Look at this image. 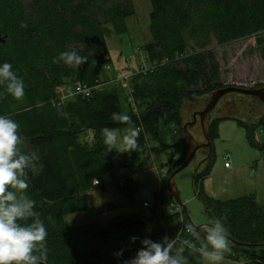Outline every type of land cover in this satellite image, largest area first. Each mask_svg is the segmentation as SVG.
<instances>
[{
  "label": "trees",
  "instance_id": "trees-1",
  "mask_svg": "<svg viewBox=\"0 0 264 264\" xmlns=\"http://www.w3.org/2000/svg\"><path fill=\"white\" fill-rule=\"evenodd\" d=\"M148 1L149 38L133 47L135 53L143 52L146 64L128 73L127 87L105 88L99 85V75L102 65L110 61L106 36L126 31V19L134 13L130 0H0V64L11 63L26 86L22 100L14 99L0 86V115L10 116L20 125L26 141L23 150H36L39 156L34 170L29 171L28 195L36 201L35 210L48 231L47 264H121L134 256L144 238L159 242L164 236H176L191 240L197 247L201 243L189 234L191 223L184 213L178 232L177 214H166L156 201H146V214L124 213L104 223L67 224L63 220L67 214L87 210L86 200L79 195L89 189L92 177L103 173L114 177L115 153L102 141L101 129L129 125L112 121V112L129 114L137 126L143 125L138 137L141 148L148 138H160L163 128L181 125L184 101L222 86L214 46L257 35L255 44L264 66V0ZM22 23L27 27L22 28ZM73 50L88 57L78 69L58 59L61 53ZM66 79L93 87L90 95L68 98L65 105H58L52 98ZM236 120L249 143L264 150L255 143L252 127L264 116L251 123L246 122L249 117ZM216 123L215 118L208 121L210 142L216 136ZM86 130L90 135L83 144L78 134ZM185 148L178 162L169 166L168 174L182 162ZM212 152L211 145L204 160L207 165L191 179L193 186L207 173ZM136 186L137 182L127 176L118 188L131 202L130 192ZM197 197L201 199L199 193ZM200 201L203 212L213 220L227 216L232 253L225 259H251L244 248L264 246V205L250 196ZM114 208L115 204L107 201L98 204L96 211ZM133 236L138 237L134 248L124 247L123 256H114ZM184 255L189 264H202L198 253L186 251ZM252 258L264 264V258Z\"/></svg>",
  "mask_w": 264,
  "mask_h": 264
},
{
  "label": "rangeland",
  "instance_id": "rangeland-1",
  "mask_svg": "<svg viewBox=\"0 0 264 264\" xmlns=\"http://www.w3.org/2000/svg\"><path fill=\"white\" fill-rule=\"evenodd\" d=\"M130 2L134 13L126 19V31L121 34L111 33L106 36L110 61L101 67L100 87L120 86V82L116 81L117 76H128L130 71L146 64V61L143 60V52L135 53L133 47L143 44L149 38V1L130 0ZM262 34H258V37ZM256 37L257 35H250L243 39L214 46L213 53L218 62L219 82L222 86L252 87L264 85L263 58L255 44ZM64 81L57 88L55 97L52 98V101H58V105L62 106L66 104V99L72 98L65 97V94L68 93L66 89L72 87L73 81L76 82L77 80L70 82V79H66ZM227 99L237 109L222 106V104L227 103ZM250 100L249 96L239 93L223 95L221 102L215 105L210 114V118H215L217 123L216 136L210 142L213 152L207 167L208 170L206 169L207 173L199 181L196 180L194 186L192 185L193 169L204 158L200 149H197L190 163L174 175L173 185L177 197L186 209L189 219L195 225L211 224L214 221L212 216L203 212L201 199L227 201L237 197L250 196L257 204L264 205V150L249 143L244 128L236 120L237 117H241V119L249 117L251 120L246 122L251 123L254 120L253 117H258L259 113L251 109V104L247 106L251 102ZM39 105L41 104H37V106ZM195 107L202 108V105L199 102L184 101L180 111L187 115L181 120V125L176 129L173 127L172 129L163 128L165 130H163V135L161 134L160 138L156 137L157 139L152 140H148V138L145 145L135 153L117 152L119 146L117 149H113L115 153V159L112 162L115 165L114 177L107 173L92 177L89 182V189L79 195L86 200L87 210L65 215L63 217L64 222L67 224H79L88 221L104 223L107 219L124 213L146 214L147 208L142 205L144 201L149 203L156 201L164 206L169 204L167 201L172 202L173 200L168 197L167 189L163 187V184L168 176L169 166L178 162V157L184 151V146L187 145L181 126L190 120L189 115L196 110ZM240 107L241 110L238 109ZM245 109H248L249 112H245ZM252 127L255 143L261 144L264 148V120L253 124ZM125 129L116 130L123 135ZM187 131L196 141L203 142L197 119L193 125L187 126ZM89 135L88 130L80 132L78 140L80 143L87 144L86 139ZM101 139L104 142L103 134H101ZM224 161L228 163L227 168L223 167ZM200 165L195 173L201 172L207 162L201 167ZM127 176L132 177L137 182V186L130 192L131 202L126 200L124 192L118 188L120 181ZM94 179L98 180V184L93 183ZM154 192L155 195H153ZM197 193L201 199L197 197ZM107 201L113 202L115 208L108 212L97 213L96 206ZM160 209L163 210V207ZM163 211L168 213L167 209ZM124 247L126 249L134 248V243L129 241L126 246H122L120 249ZM244 250L251 255V259L239 258L237 262L236 260L225 259L222 264H241L244 262H246L245 264H257V260L252 257L264 258L263 245L246 247ZM202 264H210V262L202 258Z\"/></svg>",
  "mask_w": 264,
  "mask_h": 264
},
{
  "label": "clouds",
  "instance_id": "clouds-1",
  "mask_svg": "<svg viewBox=\"0 0 264 264\" xmlns=\"http://www.w3.org/2000/svg\"><path fill=\"white\" fill-rule=\"evenodd\" d=\"M21 27L27 25L22 23ZM58 59L77 69L88 62V57L75 50L61 53ZM0 86L16 100L25 96L24 81L11 63L0 64ZM109 118L129 127L123 135L107 126L101 129L108 150L119 146L117 152H136L143 125L137 126L129 114L122 112H112ZM19 130L20 125L14 119L0 115V264H47L48 231L40 213L35 210L36 201L28 195L29 171L34 170L39 156L36 150H23L26 141ZM48 219L51 222V217ZM226 220V215L218 217L203 232L189 224V234L201 241L198 247L191 240H178L176 236H164L159 242L141 239V247L134 256L122 260L121 264H189L184 255L186 251L198 253L210 264H222L225 255L232 253ZM137 239L130 237V243ZM124 251L122 248L113 255L119 258Z\"/></svg>",
  "mask_w": 264,
  "mask_h": 264
},
{
  "label": "water",
  "instance_id": "water-1",
  "mask_svg": "<svg viewBox=\"0 0 264 264\" xmlns=\"http://www.w3.org/2000/svg\"><path fill=\"white\" fill-rule=\"evenodd\" d=\"M0 41H2V39H0ZM227 93H239L245 96H249V98H251V103L253 102V106L251 109L255 110L256 112H259L258 110H260V113H263L261 111H264V85H260L256 87L224 85V86L213 89L209 93L199 95V96L192 98L190 101L199 102L202 105V108L199 111H194L193 113H191L190 120L182 124L181 130H182L183 135L186 138V143H187L185 155H184L182 162L178 166H176L172 171H170V173L168 174L165 180V187L168 192V197L171 198L181 208L182 212L187 217L188 221L193 226L198 228L201 232L206 231V226L210 224L201 223V224L195 225L193 222H191L186 209L184 208V206L181 204V202L179 201L177 197V194L175 192V188L173 185V178L176 173L181 171L183 168H185L190 163V161L192 160L193 154L197 149H200L201 153L204 155V158L200 160L194 167L191 178L194 176L200 163L206 160L207 157L209 156V153L211 150V144L207 136V126H208L209 117L215 105L218 102H221V97ZM196 119L198 120V125L200 127V130L203 136V142L196 141L187 131V126L193 125ZM243 245L250 246L251 244L243 243Z\"/></svg>",
  "mask_w": 264,
  "mask_h": 264
},
{
  "label": "built area",
  "instance_id": "built-area-1",
  "mask_svg": "<svg viewBox=\"0 0 264 264\" xmlns=\"http://www.w3.org/2000/svg\"><path fill=\"white\" fill-rule=\"evenodd\" d=\"M120 78V79H119ZM117 82H120L121 86L127 87V75H121V77L116 78ZM93 87H89V86H85L79 83H75L72 85V87L70 89H66V91L68 93L65 94V97H75V96H82V97H88L90 95V91ZM223 167L227 168L228 167V163L226 161H224L223 163ZM94 184H98V180L94 179L93 180ZM120 185V183H119ZM167 203H169L167 206H164L158 202H156V206L158 207L159 205H161L163 207V209H167L168 213H175L178 216V221H179V228H178V232L182 229V210L181 208L175 203V202H169L167 201ZM144 206L147 205L146 201H144V203L142 204ZM187 231V230H186Z\"/></svg>",
  "mask_w": 264,
  "mask_h": 264
},
{
  "label": "crops",
  "instance_id": "crops-1",
  "mask_svg": "<svg viewBox=\"0 0 264 264\" xmlns=\"http://www.w3.org/2000/svg\"><path fill=\"white\" fill-rule=\"evenodd\" d=\"M248 98V97H247ZM246 98V99H247ZM241 99V98H240ZM248 100V99H247ZM188 101H190V100H188ZM191 102V101H190ZM226 104H222V106H226V107H228V108H233V107H235L236 109H237V107L235 106V105H232L229 101H228V99L226 100ZM192 103H195V102H192ZM197 106V105H196ZM196 108V110L195 111H197V110H200L201 109V107H195ZM239 110H241L242 108L240 107V108H238ZM187 114H183V112L182 111H180V116H181V118H182V120L185 118V116H186ZM191 115V114H190ZM189 115V116H190ZM253 118H255V117H253ZM211 118L209 117V120H210ZM206 161V160H205ZM205 161H203L202 163H201V165H200V167L205 163ZM161 163H162V161H161ZM207 224V223H206Z\"/></svg>",
  "mask_w": 264,
  "mask_h": 264
},
{
  "label": "flooded vegetation",
  "instance_id": "flooded-vegetation-1",
  "mask_svg": "<svg viewBox=\"0 0 264 264\" xmlns=\"http://www.w3.org/2000/svg\"><path fill=\"white\" fill-rule=\"evenodd\" d=\"M250 104H251V106H253V103H251V102H249L247 106H249ZM247 106H245V108H247ZM254 108H256V107H254ZM256 109H258V108H256ZM244 111L245 112L246 111L249 112L248 109H245ZM258 111H259V112H257V113H259L258 117H255V118H252V119H254V120H260V118H262L264 116V111H261L263 113H260V110H258Z\"/></svg>",
  "mask_w": 264,
  "mask_h": 264
}]
</instances>
